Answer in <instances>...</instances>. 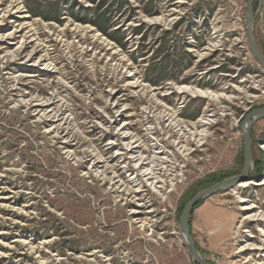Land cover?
I'll return each mask as SVG.
<instances>
[{"label": "rangeland", "instance_id": "1", "mask_svg": "<svg viewBox=\"0 0 264 264\" xmlns=\"http://www.w3.org/2000/svg\"><path fill=\"white\" fill-rule=\"evenodd\" d=\"M247 3L108 0L99 12L127 38L122 48L85 23L98 10L88 0H0V264H194L179 232L184 207L244 172L241 127L264 108ZM199 120L209 122L202 145L189 144L179 131ZM251 137V184L204 200L191 218L209 264H264V222L245 221L264 215V119ZM141 156L158 158L152 179ZM250 245L261 249L240 252Z\"/></svg>", "mask_w": 264, "mask_h": 264}, {"label": "water", "instance_id": "2", "mask_svg": "<svg viewBox=\"0 0 264 264\" xmlns=\"http://www.w3.org/2000/svg\"><path fill=\"white\" fill-rule=\"evenodd\" d=\"M257 0H248L246 11V39L250 53L255 60L264 68V55L260 51L254 36V26L258 14L261 10V6L257 12H255V3ZM264 119V108L256 110L248 114L242 124V131L244 134V151H245V169L240 176L226 179L214 186L207 188L197 194L185 207L179 220V232L182 239V245L187 250L191 261L194 264H209L204 259L197 245L191 235L190 221L193 215L194 208L201 201H204L216 194L229 191L236 185L246 183L249 180V174L253 168V146L251 130L255 122Z\"/></svg>", "mask_w": 264, "mask_h": 264}, {"label": "bare ground", "instance_id": "3", "mask_svg": "<svg viewBox=\"0 0 264 264\" xmlns=\"http://www.w3.org/2000/svg\"><path fill=\"white\" fill-rule=\"evenodd\" d=\"M181 92H184V93H192V94H195L197 97H203V98H207L209 100H213V101H220L222 99V96H219V97H215L213 96L211 93H204V92H200V91H192L188 88H183ZM171 118H174V115L171 116ZM177 118V117H176ZM175 119V118H174ZM163 120H165V118H163ZM171 121V120H170ZM172 122V121H171ZM55 123V122H54ZM69 123V122H68ZM175 126V124H173ZM209 125V122L208 121H204V120H199L197 122H195L192 126H193V129H192V132L190 130V132H185L182 133L181 131L180 132V136H182L183 139L187 140L186 142H188L189 144H197V145H202V141H203V138L202 136H204L203 134H200L198 133V129L202 128V127H206ZM182 133V134H181ZM191 135L190 138L187 137V135ZM174 135V134H173ZM137 141V140H136ZM181 143V142H180ZM179 143V144H180ZM178 144V143H177ZM138 147V146H137ZM140 147V146H139ZM131 149H135L133 148V145L131 147ZM181 149H184L183 152H180L181 155L183 156L184 153H187L186 155H184L183 157H187V156H190L193 152L191 149H188L184 146H182ZM138 150V149H137ZM133 153V152H132ZM135 153V152H134ZM141 155V154H140ZM153 160H150V158H146V157H140L139 160L141 161V165L142 167H144V165H148L150 167L149 170H147L146 173H144L143 175L146 176V177H150L151 179L153 178V176L155 175V168H154V165H155V160H157L158 158L154 157V158H151ZM155 159V160H154ZM169 163V162H167ZM148 168V167H147ZM168 169V168H167ZM106 179V178H105ZM109 179V178H108ZM251 183H248V184H242L241 186L243 187H248V185H250ZM136 193V192H135ZM254 209V207H246L244 208V210H247V211H252ZM245 221H252V222H264V215L262 214H255V215H252L250 217H247L245 219ZM260 232L264 233V231H261ZM261 248H258V247H253L252 245L250 246H244L242 248H240V252H245V251H248V250H259Z\"/></svg>", "mask_w": 264, "mask_h": 264}, {"label": "trees", "instance_id": "4", "mask_svg": "<svg viewBox=\"0 0 264 264\" xmlns=\"http://www.w3.org/2000/svg\"><path fill=\"white\" fill-rule=\"evenodd\" d=\"M90 3H92L93 5H97V13L94 16V20H90V21H86L85 23L87 24H92L93 26H95L97 28L98 31H100L102 34L106 35L107 37H109L110 39H112L114 42H116L120 47L124 48L127 44V38L123 35L121 37V39H117L115 37V35L117 33H115V31H113L114 27L111 24V19H109L110 17L107 16V13L103 12L100 13L99 11L105 7L106 3L108 2V0H88ZM32 14L35 17H43L42 14L39 13H35L32 12ZM50 20V19H47ZM56 20V19H53ZM157 73V72H155ZM152 85H158L160 83V81L156 80V79H152L151 81H149ZM261 169V168H260ZM203 203V201L199 202L197 204V206L194 208V210L199 207L201 204ZM194 212V211H193ZM190 226H191V221H190ZM198 248V247H197ZM199 250V248H198Z\"/></svg>", "mask_w": 264, "mask_h": 264}]
</instances>
